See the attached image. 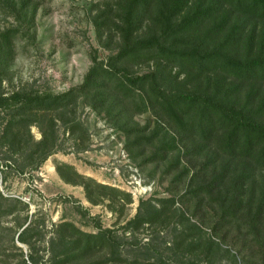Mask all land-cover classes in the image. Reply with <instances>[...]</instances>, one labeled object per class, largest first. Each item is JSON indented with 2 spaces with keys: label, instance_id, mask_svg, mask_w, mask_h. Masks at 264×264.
<instances>
[{
  "label": "rangeland",
  "instance_id": "1",
  "mask_svg": "<svg viewBox=\"0 0 264 264\" xmlns=\"http://www.w3.org/2000/svg\"><path fill=\"white\" fill-rule=\"evenodd\" d=\"M125 3L124 0H0V34L11 31L15 45L14 57L0 83V93L59 94L80 86L95 60L107 63L120 51L124 42ZM157 67L155 61L134 62L128 65V70L136 76L154 72ZM170 67L173 68L169 74ZM165 70L164 75L170 80L177 73L179 80L189 78V72L180 64ZM159 82L166 92L176 83L163 79ZM147 89L151 91L149 86ZM142 94L136 89L125 96L114 84L106 83L83 93L65 109L14 118L19 120L15 132L21 142L12 149L9 144L0 145V192L7 198H20L28 208L1 216L15 202L0 201V264H25V261L33 264L30 256L47 264L54 225L64 221L90 232L97 231L98 226L111 229L118 239L121 262L110 264H205L202 251L206 243L195 251L193 243H188L214 238L211 214L207 217L210 224L200 219L209 205L203 202L200 208L204 211H199L198 199L191 192L201 182L199 178L210 180L203 172L198 173L199 178H193L195 171L210 158L186 156L184 141L177 142L185 138L182 125L153 107ZM11 114L8 108H0V138ZM43 130L49 136L54 134L55 147L60 151L38 168L30 163L31 159L21 166L26 154L20 151L14 152L20 165L14 158L4 157L18 147L23 152L33 151V139L40 140ZM165 133L178 143L170 153L160 151L166 141ZM26 141L33 146L26 147ZM179 157L182 163L178 165ZM59 161L73 164L80 173L101 183L129 192L132 201L96 190L90 199L84 185L67 182L60 176L56 169ZM142 201L163 209L168 218L130 224ZM194 224L202 233L191 231ZM22 231L27 243L19 238ZM181 231L188 234L185 241ZM245 253L250 254L248 250L239 253L242 260L239 264H247L243 259ZM110 255V248H106L93 258L96 264H106ZM256 257L247 260L262 264ZM221 264H233L231 255L224 256Z\"/></svg>",
  "mask_w": 264,
  "mask_h": 264
},
{
  "label": "trees",
  "instance_id": "2",
  "mask_svg": "<svg viewBox=\"0 0 264 264\" xmlns=\"http://www.w3.org/2000/svg\"><path fill=\"white\" fill-rule=\"evenodd\" d=\"M124 2V42L120 51L107 63L95 60L80 86L59 94L0 93V108L12 111L0 145L9 144L12 149L20 144L19 134L15 132L19 124V120H14L17 116L65 109L83 93L104 87L106 83L114 84L125 96L140 89L153 107L160 108L168 118L182 125L185 138L177 142L184 141L186 156L210 158L193 177L196 179L203 172L210 180H201L198 176L201 182L191 192L198 199L199 211H204L200 208L203 202L208 203L207 212H202L200 219L210 224L207 217L211 214L214 238H200L199 242L188 244L193 243L195 251L206 243L202 251L205 264H221L226 255H231L233 264H239L242 262L239 256L246 250L250 252L243 256L247 264H257L247 260L254 256L264 264V0ZM176 20L179 22L174 23ZM170 39L175 41L171 43ZM14 54L11 31H5L0 34V83ZM150 61L158 62L154 72L130 74L129 64ZM175 64L184 67L189 78L179 80L180 73H177L170 80L164 75L165 69ZM160 79L176 83L166 92ZM169 135L164 134L162 152L170 153L177 148L176 139H168ZM33 143V151L23 152L18 147L22 149L16 148L4 157L14 158V152L20 151L26 154L21 166H26L27 159H31L30 163L38 168L60 151L55 147L54 134L49 136L45 130L42 138L33 139ZM29 146H33L31 141L26 144ZM177 163H182L181 157ZM56 169L65 181L84 185L90 199L96 190L132 201L129 192L82 174L73 164L59 161ZM0 201L15 202L1 216L28 208L20 198H7L1 192ZM165 217L166 211L150 201H142L138 214L129 223H155ZM191 231L202 233L196 224ZM112 232L102 226L95 232L86 231L70 221L55 224L47 264H96L93 256L106 248H110L114 258L110 255L105 263L119 262L118 239ZM180 233L185 241L188 234ZM24 234L22 231L19 238L27 243ZM232 247L236 248L235 252ZM30 259L33 264H41L34 256Z\"/></svg>",
  "mask_w": 264,
  "mask_h": 264
}]
</instances>
